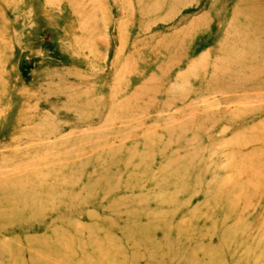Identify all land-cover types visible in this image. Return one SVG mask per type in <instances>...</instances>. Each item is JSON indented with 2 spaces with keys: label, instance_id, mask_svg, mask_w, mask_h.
<instances>
[{
  "label": "rangeland",
  "instance_id": "obj_1",
  "mask_svg": "<svg viewBox=\"0 0 264 264\" xmlns=\"http://www.w3.org/2000/svg\"><path fill=\"white\" fill-rule=\"evenodd\" d=\"M0 264H264V0H0Z\"/></svg>",
  "mask_w": 264,
  "mask_h": 264
}]
</instances>
